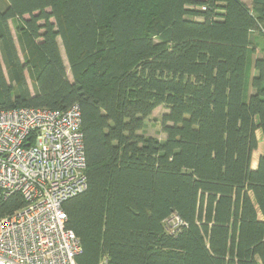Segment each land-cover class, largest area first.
Wrapping results in <instances>:
<instances>
[{"label": "trees", "instance_id": "16d2710c", "mask_svg": "<svg viewBox=\"0 0 264 264\" xmlns=\"http://www.w3.org/2000/svg\"><path fill=\"white\" fill-rule=\"evenodd\" d=\"M5 2L0 110L80 108L87 187L62 205L77 264H264V0ZM160 104L162 140L140 133ZM23 205L0 196V218Z\"/></svg>", "mask_w": 264, "mask_h": 264}, {"label": "built area", "instance_id": "2783aa9c", "mask_svg": "<svg viewBox=\"0 0 264 264\" xmlns=\"http://www.w3.org/2000/svg\"><path fill=\"white\" fill-rule=\"evenodd\" d=\"M86 187L78 104L0 110V196L24 201L0 218V264H77L81 245L62 205ZM165 224L174 232L182 222L171 216Z\"/></svg>", "mask_w": 264, "mask_h": 264}, {"label": "rangeland", "instance_id": "374dc122", "mask_svg": "<svg viewBox=\"0 0 264 264\" xmlns=\"http://www.w3.org/2000/svg\"><path fill=\"white\" fill-rule=\"evenodd\" d=\"M5 4H6L5 0H0V7L5 6ZM50 20L53 21V18H51ZM19 23H20L19 19L9 20V28H10L12 37L14 39V42L16 44V47L18 49V52L20 54V51H19V48H18V45H17V41H16V30H15L16 25L19 24ZM57 43L59 45L61 56H62L64 65H65V68H66L67 76H68V78L70 80H72L71 74H70V71H69V66H68V63H67V60H66V57H65V54H64V51H63V48H62V45H61V42H60L59 38H57ZM251 58H252V56H251ZM27 79H28V76H27ZM28 82H30L29 79H28ZM245 99H246V97H245ZM166 111L167 110H166L165 105H163V104L158 105L152 111L151 115L145 120L144 127L140 131V133L144 134L145 136H152V137L157 138L159 140L164 139L165 138V134L161 130L160 122H161L162 114L165 113ZM257 135H259V132H258ZM258 139H259V143H260V138H258ZM256 155H257V150L254 151L253 154H252L253 159L256 158Z\"/></svg>", "mask_w": 264, "mask_h": 264}, {"label": "crops", "instance_id": "0c3cea01", "mask_svg": "<svg viewBox=\"0 0 264 264\" xmlns=\"http://www.w3.org/2000/svg\"><path fill=\"white\" fill-rule=\"evenodd\" d=\"M240 1L244 4V6L246 8H248L249 10L252 9L253 0H240ZM198 19H201V17H198ZM250 39L252 41L251 47H253V49H254V52L252 54V60H255L256 58H262L264 56V38L262 37V34L258 30H252L250 32ZM255 74H256V71L254 70L253 67H251L250 76L253 77ZM253 92H254V90L251 87H249L248 93L251 94ZM258 132H259V135H257ZM256 135H257V138H260V143L258 142L259 146L256 149L257 150L256 158L253 159V157H252V161H251L252 168L256 167L258 156L260 155L262 148H263V143L261 142L260 131H257Z\"/></svg>", "mask_w": 264, "mask_h": 264}]
</instances>
